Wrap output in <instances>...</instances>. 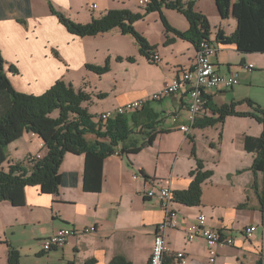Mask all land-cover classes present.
Returning <instances> with one entry per match:
<instances>
[{
	"label": "crops",
	"instance_id": "0c3cea01",
	"mask_svg": "<svg viewBox=\"0 0 264 264\" xmlns=\"http://www.w3.org/2000/svg\"><path fill=\"white\" fill-rule=\"evenodd\" d=\"M140 1L0 0V53L8 65L16 66L19 71L17 75L6 74L14 89L40 96L58 81L79 84L84 76L92 78L86 66L101 64L106 50V55L111 58L125 59L126 74L119 75V84L126 79L129 86L119 85L112 107L106 110L109 111L147 99L178 78L182 71L192 69L196 47L173 32L167 33L158 12L135 23V28L161 57L162 63L156 65L142 56L136 41L120 29L94 37H78L68 32L49 7L50 3L66 18L86 25L111 10L144 14L146 6ZM92 5L97 7L92 9ZM195 10L209 20L208 39L218 50L211 61L220 74H238L246 64H251L248 61H261L253 58L256 57L253 54L239 52L235 45L217 42L219 31L225 37L236 31L238 0H232L231 15L227 20L221 18L215 0H199ZM162 14L176 31L185 33L190 29L187 18L178 11L163 8ZM128 58H134V61H127ZM226 91L209 90L205 95V108L198 119L208 108L209 101L223 97ZM188 103V94L182 91L146 104L148 110L162 119L158 130L167 133L159 134L152 146L138 154L123 157L116 153L105 159L100 193L83 190L85 157L67 154L60 173L75 174V186L61 187L56 195L43 194L39 186H28L22 207L0 201V264H8L10 248L18 251L20 264H85L91 260H95V264H109L116 256L133 264H149L155 230L163 221L165 211L157 198H145V193L160 187H169L173 193L188 190L193 180L190 172L197 168L198 161L203 163V172L212 171L213 175L201 186L200 205L172 202V208L179 214L180 225L167 232V262L209 264L206 242L201 238L189 242L185 233V228L204 213L208 217L207 227L234 240L233 246L217 248L214 264H264V212L254 189L256 181L260 190H264V172L255 176L252 171L255 155L244 147V139L260 137L263 126L239 132L228 146L224 147L223 140L218 152L213 150L206 154L198 148L195 128L189 134L177 129L188 120ZM169 114L172 119L166 121ZM133 138L142 141L141 136ZM46 153L38 136L25 133L7 147V161L2 168L7 171L10 165L25 163L31 155L44 156ZM134 175L138 176L136 180ZM251 226L257 230L253 238L247 240L242 232ZM89 227H94L95 232L71 236L61 249L43 250L42 240L60 230ZM178 252L185 253L183 263L175 260Z\"/></svg>",
	"mask_w": 264,
	"mask_h": 264
},
{
	"label": "trees",
	"instance_id": "16d2710c",
	"mask_svg": "<svg viewBox=\"0 0 264 264\" xmlns=\"http://www.w3.org/2000/svg\"><path fill=\"white\" fill-rule=\"evenodd\" d=\"M198 1L149 0L144 14H134L128 10H111L102 18L92 19L86 25L77 24L66 18L50 3L49 7L68 32L78 37H94L120 29L124 35H130L135 39L140 54L150 61L155 48L135 29V23L151 13L161 12L163 6L176 10L187 18L190 29L185 33L176 31L164 17H161L166 32L175 33L197 49L202 40L209 38L211 29L207 17L195 10ZM215 2L221 18L229 19L232 0ZM217 42L222 45H235L238 51L244 54H264V0H238L237 29L230 37H225L223 32L219 31ZM128 61L133 62L134 59L129 58ZM86 68L97 75L109 72L108 64L104 67L87 65ZM10 71L14 75L19 74L12 65ZM98 97L105 98V95L99 94ZM91 100L89 94L76 91L73 85L64 81H58L40 96L17 92L4 74V61L0 53V201L10 202L14 207H22L26 202L25 189L28 186H39L43 194L54 195L59 193L61 187L75 186L77 181L75 174L60 173V167L67 154L85 157L83 190L87 193H100L103 188L105 159L116 153L123 157L138 154L152 146L159 134L167 133L158 130L162 119L159 118V114L148 110L146 105L134 113L111 118L104 126L97 124L94 122L95 116L82 106ZM246 103L254 109V113L237 112L235 103L221 108L212 107L214 112L219 114L218 122L201 118L196 120L193 128L223 123L227 116L255 118L263 125L262 134L260 137L247 136L244 139V147L248 153L255 155L252 171L256 176L264 172V109L252 101ZM210 105L212 106V101H209L208 106ZM55 111L60 112L59 117H49ZM25 133L38 136L43 141L47 153L33 163L26 161L12 164L5 171L2 166L7 161V147ZM135 135L141 136L142 141L135 140L133 138ZM192 154L196 155L195 149ZM212 175V171L203 172V163L198 161L197 168L190 172L193 180L189 189L174 192L173 201L190 206L200 205L201 186ZM254 189L264 212V190H260L256 181ZM19 259L18 251L10 248L8 264H20ZM85 264H95V260ZM109 264L133 263L122 256H116Z\"/></svg>",
	"mask_w": 264,
	"mask_h": 264
},
{
	"label": "built area",
	"instance_id": "2783aa9c",
	"mask_svg": "<svg viewBox=\"0 0 264 264\" xmlns=\"http://www.w3.org/2000/svg\"><path fill=\"white\" fill-rule=\"evenodd\" d=\"M149 0H141L140 4L146 6ZM97 6L92 5V9ZM217 47L209 39H204L200 42L199 47L196 49V56L194 66L190 70H184L181 75L173 80L171 83L166 84L160 91L152 94L147 99L132 101L122 106H118L113 110L106 111L94 117V122L104 126L107 121L118 115H125L134 113L141 110L148 102L162 101L171 96L177 95L185 91L189 97L188 103V120L184 124H179L177 129L189 134L192 130L196 120L201 115L205 108V95L209 90H230L240 84V79L237 73H230L222 75L217 70L216 66L212 63L211 59L217 55ZM153 64H161L162 59L154 53L150 60ZM248 71H253L255 67L253 64H246L244 66ZM43 156L31 155L27 158L28 163H33L36 160L42 159ZM133 178L136 180L137 175ZM173 192L169 187H160L159 189H151L145 193V198H157L165 211L163 221L157 225L152 254L149 264H169L167 256L169 253L167 244V232L169 230H176L180 225V217L178 212L172 208ZM208 217L201 213L197 218L185 228L187 241H193L201 238L206 242L209 264H214L217 256V248L219 246H233L234 240L230 237L223 235L221 231L207 227ZM257 228L254 226L247 227L243 230V235L247 240L253 238ZM95 232L94 227L84 228L82 230L63 229L54 235L42 240L43 250L50 252L63 248L69 241L71 236L77 234H91ZM175 260L183 263L185 260V253L178 252L175 254Z\"/></svg>",
	"mask_w": 264,
	"mask_h": 264
},
{
	"label": "rangeland",
	"instance_id": "374dc122",
	"mask_svg": "<svg viewBox=\"0 0 264 264\" xmlns=\"http://www.w3.org/2000/svg\"><path fill=\"white\" fill-rule=\"evenodd\" d=\"M163 8L167 9L164 6L161 8V12H158L161 14V17H164L162 14ZM143 26H145L144 23ZM130 38L131 40L134 39L132 36ZM105 51L106 50H104V60L102 63L95 64L94 66L104 67L106 64H108L109 72L103 75H97L87 69L88 73L92 75V78H87L84 76L83 79H80L81 83L73 84V87L76 91H83L92 97L90 102L84 103L82 106L89 110L90 114L93 116L100 115L104 111L106 112L107 109H110L109 107H112L114 95L115 93L119 92V85H122L124 88L126 86L129 88L128 80L126 79L121 81L119 84V75L126 74V67L124 64L125 62H123L125 59L122 57L111 58L106 55L107 52ZM253 56H256L253 58L261 59V61H255V59L248 61V63L253 64L255 69L253 71H248L245 68L240 69L238 73L240 84L234 87L233 90L230 89L226 91L223 97H219L217 100H214L212 102V106H208L206 111L202 114V119L209 118L214 122H218L219 114L215 113L212 107L221 108L222 106H230L233 103L237 104L235 108L236 111L242 113L255 112L252 107H249L246 101H252L257 106H260L262 109H264V54H253ZM128 60L129 58L127 61ZM3 61L4 74L14 75L10 71L11 65H8L5 60ZM14 67L16 68V66ZM99 94H104L105 98H99ZM156 107H160V105L156 104ZM59 115L60 112L55 111L50 114L49 117L58 118ZM171 119L172 115L170 114L167 115V118H165L166 121ZM260 125L261 124L252 117L227 116L223 123H215L212 126H207L204 128L197 127L195 130L198 131L196 136L198 148L200 151H203L206 154H209L213 150H217L218 152L221 148V142H223V140L224 147L228 146L233 141V139H236V136L239 134V132H243L247 129L249 130L250 127L255 129ZM193 139L195 141V138Z\"/></svg>",
	"mask_w": 264,
	"mask_h": 264
}]
</instances>
